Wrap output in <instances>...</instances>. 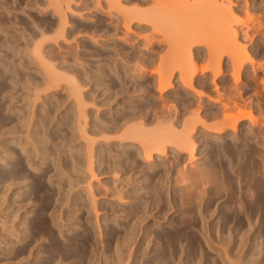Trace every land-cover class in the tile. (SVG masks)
Here are the masks:
<instances>
[{"label":"rangeland","instance_id":"374dc122","mask_svg":"<svg viewBox=\"0 0 264 264\" xmlns=\"http://www.w3.org/2000/svg\"><path fill=\"white\" fill-rule=\"evenodd\" d=\"M96 1L0 0V264H264V0L224 1L253 63L245 56L236 79L224 47L218 59L209 34L200 37L221 21L207 10L214 5L179 0L186 15L177 9L173 19L196 34L186 52L198 69L191 91L170 40L181 28L175 36L171 24L133 19L126 32ZM120 1L141 11L153 3ZM206 63L213 72L201 71ZM156 73L170 78L164 92ZM229 102H238L234 114L246 106L257 125L221 124ZM143 145L161 154L145 161Z\"/></svg>","mask_w":264,"mask_h":264},{"label":"bare ground","instance_id":"6f19581e","mask_svg":"<svg viewBox=\"0 0 264 264\" xmlns=\"http://www.w3.org/2000/svg\"><path fill=\"white\" fill-rule=\"evenodd\" d=\"M54 2H55V6L57 7V6H59L60 5V2H63V0H53ZM67 2V5H69L68 3H70L69 1L70 0H66ZM95 1V0H94ZM98 1V0H97ZM96 1V2H97ZM105 1V4H106V7H107V9L110 11H115L114 13H116V14H118V15H120L121 16V18H122V23H124V24H122V25H124V29L126 30V32L128 31V28H129V26H127V24H129L133 19H136L135 21H139V19H147L148 18V21L150 20V18H151V20H152V18H154L155 19V21L159 24V26H161L162 28L163 27H166L167 26V28H164V29H168V27L169 26H171L172 25V30H171V27H169V29L171 30V31H173L174 33L175 32H177V31H183L184 30V24H182V23H180V25L179 24H177V19H176V21L173 19V18H177L176 17V15H175V13L177 14L179 11H183V8H184V5L185 4H183V2H181V4H183V8L182 7H180L179 5H181V4H179L180 2H179V0H153V3H150V4H152V6L151 7H149L150 9H147V11H146V9L144 10V9H142L141 7V9L142 10H144V11H141V10H137V9H134V8H136V7H138V6H135V7H130V8H128V7H123L122 5H121V1L120 0H104ZM152 1V0H151ZM174 1V2H173ZM176 1V2H175ZM177 1H178V6L176 5H174L175 3L177 4ZM210 1H211V4H209L210 3ZM210 1H208L209 3V5H211L212 6V4L214 5V6H212V7H210L208 4V6L209 7H207V10L209 11V13L210 14H213L212 16H214V18L215 17H219L220 19L218 20V18H216V20H218V21H220V22H218V24H217V26H216V28L214 29V30H212V31H210V32H208L207 33V31H206V34H204L203 32H202V34L200 33V37L203 39V40H205V39H208V36H207V34H209V38L212 40H205V42L207 41V43L209 44L210 42L213 44V45H217V43L218 42H220V43H218V45L215 47V46H213V45H211V44H209V46L211 47V49H215V50H212V51H214V53H216L214 56L215 57H217L216 55H218L219 56V58L218 59H220L221 58V56L220 55H222V54H218V52H220V50L222 51L223 49V47H224V53L227 55V53H228V55L229 56H227L228 57V59L230 60V65H231V63L234 65H231L232 67H233V69H232V71H233V74H232V77H233V75L234 74H236V75H238V73L237 72H239L237 69H240L241 68V66H242V68H244L243 66H245V65H243L244 64V62L245 63H247V61H249L248 60V58H247V56L246 55H244V52H242L243 51V49H241V47H239L240 46V44H237V43H239V42H236V38H235V35L238 33L237 31H236V29L234 28V25H235V21H233V18L235 19V17L233 16L232 17V15H233V11L232 10H230V6L229 5H227L226 3H227V1H225V0H210ZM226 3H225V2ZM71 2H73V1H71ZM134 2V1H133ZM170 2H171V4H170ZM220 2V3H219ZM228 2H230V1H228ZM56 3H59V5L57 4L56 5ZM63 3H65V2H63ZM65 3V4H66ZM219 3V4H218ZM62 4V3H61ZM126 4V3H125ZM229 4H231V2L229 3ZM174 5V6H173ZM246 5V4H245ZM182 6V5H181ZM63 7V6H62ZM61 7V8H62ZM177 7V8H176ZM148 8V7H147ZM182 8V9H181ZM210 8V9H209ZM179 9H181V10H178ZM184 9H186V7L184 8ZM68 10V9H67ZM149 10V11H148ZM59 11V10H58ZM146 11V12H145ZM177 11V12H176ZM213 11V12H212ZM232 11V12H231ZM64 12V11H63ZM184 13L183 14H185L186 12H185V10L183 11ZM212 12V13H211ZM58 13V12H57ZM182 13V12H181ZM217 13V14H216ZM107 14V13H106ZM59 15H61L62 16V14H61V12H60V14ZM186 15V14H185ZM217 15V16H216ZM220 15V16H219ZM61 16H59V17H61ZM150 16V17H149ZM175 16V17H174ZM64 17V16H63ZM237 18V17H236ZM61 19V18H60ZM138 19V20H137ZM173 19V20H172ZM249 19V18H248ZM62 20V19H61ZM143 20V21H144ZM121 21V20H120ZM119 21V22H120ZM155 21L153 22V20L152 21H150V22H153V24L155 25L156 23H155ZM174 21H175V23L177 24H174V25H176V27L173 25V23H174ZM237 21V20H236ZM247 21V20H246ZM249 21V20H248ZM118 22V21H117ZM240 22H242V20L240 21ZM244 22V21H243ZM138 23V22H137ZM146 23V22H145ZM179 23V22H178ZM220 23V24H219ZM237 23V22H236ZM149 24V23H148ZM171 24V25H170ZM181 24H182V26H181ZM241 24V23H240ZM121 25V24H120ZM125 25L127 26L126 28H125ZM157 25V24H156ZM184 25V26H183ZM218 25H219V27H218ZM238 25V24H237ZM151 26L152 27H155V26H153L152 25V23H151ZM179 26V27H178ZM190 26V25H189ZM59 27H60V25H59ZM157 28H158V26H156ZM154 28V29H156V30H158V31H156L155 30V32H157V33H159V32H161V35H162V33H167V32H169V31H166V30H164L165 32H163L162 30H160L159 31V29L160 28ZM183 27V28H182ZM176 29L177 31H174L173 29ZM179 28V29H178ZM180 28H181V30H180ZM238 28V27H237ZM59 29V28H58ZM57 29V31H60V30H58ZM153 29V28H152ZM153 29V30H154ZM187 29V30H186ZM202 29V28H201ZM185 30L186 31H189V32H185V31H183L184 33H186V34H188V33H190V34H188V36L186 35V34H183L182 35V33L180 32V36H182L183 38L181 39V37L179 36V39H180V43H182V44H180L179 43V39H178V35L176 36V34L177 33H175V36L176 37H174L173 38V36L171 35H169V34H171V33H168V35L170 36V40L172 39V41H174V43H175V46L177 45L178 46V48H177V46L175 47V50H174V52H176V51H178L179 53H178V55H177V52L175 53L176 55H175V58L176 57H178L177 59H178V61H177V59H176V61L177 62H179V63H177L176 64V66L175 67H178L179 66V69L180 70H177V72L178 71H180V74H178L177 73V75H183V77L185 78V77H188V78H186L185 80H184V78H183V80H184V83H183V81H182V83H183V87L184 88H188L187 90H189V91H191V89H189V87L191 86V87H193L192 86V84H191V81H192V79H194L193 77H194V75H195V73H197V67H196V65H194L193 66V64H191V63H193V61L191 62V61H189L192 57H190L188 60H187V57H188V55H186L187 53H188V51H190V50H187V49H189V42L190 41H192V40H190V39H192L191 37H193V35H196V34H193L192 35V32H191V27H186L185 26ZM56 31V32H57ZM205 31V30H204ZM214 31V32H213ZM130 32V31H129ZM237 32V33H236ZM165 33V34H166ZM57 35V34H56ZM59 35V34H58ZM57 35V36H58ZM167 34H166V38H167V36H168ZM202 35H204V38H203V36ZM55 36V35H54ZM162 36H164V35H162ZM185 36V37H184ZM189 36H190V38H189ZM205 36H206V38H205ZM172 37V38H171ZM237 37V36H236ZM164 39H166L165 38V36L163 37ZM177 39V41H175ZM217 39V40H216ZM236 39V40H235ZM168 41H170L169 39H167ZM183 40H185V42L183 41ZM216 40V41H215ZM161 41V40H160ZM163 41V40H162ZM165 41V40H164ZM216 42V43H215ZM187 43V45H183V44H186ZM167 44V43H166ZM179 44H180V46H179ZM221 44V47L219 46ZM171 45V44H170ZM237 45H239V46H237ZM186 46V47H185ZM186 49H185V48ZM215 47V48H214ZM218 47V48H217ZM241 49L240 51H238L239 50V48ZM177 48V49H176ZM181 48V49H180ZM184 50H183V49ZM210 49V48H209ZM219 50L218 52H217V50ZM187 50V51H186ZM225 50H226V52H225ZM37 51H38V49H37ZM209 51H211V50H209ZM187 52V53H186ZM242 52V53H241ZM173 51H172V54H170V55H172L171 57L173 58ZM189 54V53H188ZM162 55V54H161ZM210 55H211V53H210ZM213 55V54H212ZM166 56H167V54H166ZM165 55H164V57H166ZM208 56V55H207ZM245 56H246V60L247 61H245ZM171 57H169L170 59H171ZM184 57H186V60H185V58ZM210 57V56H209ZM208 57V58H209ZM159 58H160V56H159ZM162 58V57H161ZM167 58H168V56H167ZM168 58V59H169ZM175 58H174V61L173 62H176L175 61ZM213 58V57H212ZM212 58H211V60H212ZM166 59V58H165ZM181 59V60H180ZM195 59V58H194ZM216 59V58H215ZM217 59V60H218ZM160 60H162V59H160ZM185 60V61H184ZM210 60V59H209ZM209 60H208V63H212V61H210L209 62ZM158 61H159V59H158ZM158 61H157V63H158ZM164 61V62H163ZM171 61V60H170ZM184 61V62H183ZM215 61V60H214ZM167 62V61H166ZM168 62H169V60H168ZM180 62H183V64H181ZM217 62V61H216ZM218 62H220V60L218 61ZM251 61H249L248 63H250ZM208 63H206V65L208 64ZM215 63V62H214ZM260 63V62H259ZM160 64V63H159ZM162 64H165V60H162V63L160 64L161 66H163ZM200 64H202V63H200ZM199 64V65H200ZM218 64V63H217ZM215 65V66H213V67H216L217 66V68L219 67L218 65ZM251 65L253 64V63H250ZM166 66H167V63L165 64ZM168 65H170V64H168ZM172 65V64H171ZM178 65V66H177ZM204 65V64H203ZM206 65L204 66V68L202 67L201 68V71L202 70H204V72H205V70L206 69H208L209 70V68H210V66H211V64L209 65V68H208V65H207V68H206ZM213 65V64H212ZM220 65V64H219ZM47 66V65H46ZM158 66V65H157ZM237 66H239V67H237ZM261 66V65H260ZM262 66H264V65H262ZM47 67H49V66H47ZM212 67V66H211ZM237 67V69H235V68ZM49 68H51V67H49ZM49 68H47V70H54L53 68L52 69H49ZM200 68V67H199ZM216 68V70H218ZM242 68H241V70H242ZM258 68H260V67H258ZM262 68V67H261ZM162 69L164 70L165 69V66H164V68L162 67ZM175 69V68H174ZM134 70V69H133ZM166 70H167V68H166ZM210 70L212 71H214V68H210ZM235 70H237V72L235 71ZM189 71V72H188ZM196 71V72H195ZM207 71V70H206ZM212 71V72H213ZM234 71L236 72V73H234ZM47 71H45V73H46ZM52 72V71H51ZM155 72H157V68H156V71ZM154 72V73H155ZM160 72V71H159ZM158 72V73H159ZM215 72H218L217 74H219L220 72L219 71H215ZM137 73V72H136ZM162 73V72H161ZM160 73V74H161ZM166 73V72H165ZM170 73V72H169ZM186 73H188L189 75H184V74H186ZM254 73V72H253ZM150 74H152V72L150 73ZM157 74V73H156ZM155 74V75H156ZM160 74H157V76L158 77H160ZM164 74V73H163ZM213 74H215V73H213ZM216 74V75H217ZM264 74V73H263ZM46 75H48V72H47V74ZM53 75V74H52ZM55 75H57V73L55 74ZM54 75V76H55ZM154 75V76H155ZM170 75V78L171 77H174L175 76V73L172 71L171 72V74H169ZM176 75V76H177ZM53 76V77H54ZM161 76H163V75H161ZM165 76V77H164ZM163 77H160V78H158L157 79V81H158V88H157V90L158 91H160V92H164V90H166V88H167V86L170 84L169 82V76L167 77V78H169V79H167L166 78V75H164ZM179 76V77H180ZM47 77V76H46ZM58 77V76H57ZM57 77H55V79L57 78ZM178 77V76H177ZM179 77H178V80H179ZM60 79V78H59ZM233 79H236V76H234L233 77ZM238 79V78H237ZM260 79V78H259ZM48 80H49V78H48ZM212 80V79H211ZM47 81V80H46ZM50 81V80H49ZM49 81L48 82H46V83H49ZM52 81V80H51ZM54 81V80H53ZM180 81V80H179ZM235 82V81H234ZM71 83V82H70ZM181 83V84H182ZM193 83H194V81H193ZM43 84V83H42ZM74 84V83H73ZM75 85V84H74ZM45 86V85H44ZM53 86H55V84L53 83ZM157 86V85H156ZM217 86V85H216ZM46 88V87H45ZM71 88H72V86H71ZM70 88V89H71ZM74 88V87H73ZM195 88V87H194ZM217 88V87H216ZM193 89V88H192ZM75 90V89H74ZM74 90H73V93H74ZM178 90V89H177ZM194 90V89H193ZM194 91H196V90H194ZM193 91V92H194ZM237 91V90H236ZM224 92V91H223ZM77 93V92H76ZM196 94H197V92H195ZM194 93V94H195ZM200 93V92H199ZM199 93L197 94V95H199ZM202 94V93H201ZM78 95H80V94H78ZM78 95H76V96H78ZM192 95V94H191ZM71 96H73L72 94H71ZM75 96V95H74ZM219 96V95H218ZM218 96H217V98H218ZM222 96V95H221ZM226 96V95H225ZM228 96V95H227ZM223 98V97H222ZM78 99V98H77ZM164 99V98H163ZM210 99V98H209ZM212 99V98H211ZM219 99V98H218ZM76 100V99H75ZM213 100H214V98H213ZM231 100V99H230ZM79 101H80V98H79ZM218 101V100H217ZM227 101H229V99L227 100ZM240 101V100H239ZM78 102V101H77ZM77 102H75V103H77ZM81 102V101H80ZM162 102V101H161ZM192 102V101H191ZM240 102H243V101H240ZM222 103H223V101H222ZM232 103V102H231ZM236 103V102H235ZM235 103H232V104H234V105H237L238 104V102L235 104ZM244 103V102H243ZM243 103H241V104H243ZM77 104H80V105H82L81 103H77ZM227 104V103H226ZM232 104H230V102H229V104H227V105H222V108H223V110L224 111H227L228 110V108H229V105H232ZM78 106V105H77ZM76 106V107H77ZM197 106V105H196ZM227 109V110H225L224 109V107ZM228 106V107H227ZM233 106V105H232ZM238 106V105H237ZM235 108H236V106H234ZM244 107H246V106H242V108H243V110H244V113H242L243 111L242 110H240V108H239V111H238V109H237V111H236V113L234 114V112H232V111H235V110H230V112H232V113H229L228 114V112L226 113V112H224V113H222L223 115H224V117H227V119L224 121V118H223V122H221V124L222 123H224V124H227L228 123V121H229V123L227 124V127L230 125H233L234 123H235V121H237V119H244V118H246L247 120L249 119V122L251 121V120H253L254 118L251 116V115H249V114H247V113H249L248 111H246L247 109L246 108H244ZM249 107H250V105H249ZM80 108V107H79ZM167 108V107H166ZM174 108V107H173ZM173 108H171V109H173ZM221 108V109H222ZM230 108H232L231 106H230ZM241 108V109H242ZM77 109V108H76ZM233 109V108H232ZM79 110V109H78ZM82 110V109H81ZM169 110V109H168ZM228 110V111H229ZM190 111V110H189ZM196 111V110H195ZM198 111V110H197ZM242 111V112H241ZM250 111V110H249ZM78 112V111H77ZM238 112V113H237ZM80 113V112H79ZM82 114L84 113V112H81ZM193 113V112H192ZM191 113V114H192ZM78 114V113H77ZM81 114V115H82ZM190 114V115H191ZM194 114V113H193ZM192 114V116H194ZM230 114H232V115H230ZM188 115V114H187ZM196 115V114H195ZM225 115H227V116H225ZM175 116V115H174ZM31 117V116H30ZM82 117H83V115H82ZM82 117L80 118V119H82ZM77 118H79V117H77ZM164 118V117H163ZM182 118V117H181ZM195 118H196V116H195ZM253 118V119H252ZM84 119V118H83ZM191 119V118H190ZM219 119V118H218ZM157 120V119H156ZM184 120H185V118H184ZM192 120V119H191ZM198 120V119H197ZM202 120V119H201ZM220 120V119H219ZM30 121V120H29ZM83 121V120H82ZM81 121V122H82ZM165 121V120H164ZM190 121V120H189ZM254 121V123H255V119L253 120ZM78 122V121H77ZM77 122L75 123V124H77ZM141 122V121H140ZM167 122V121H166ZM165 122V123H166ZM199 122V121H198ZM219 122V121H218ZM225 122H227V123H225ZM232 122V123H231ZM234 122V123H233ZM239 122V121H238ZM257 122V121H256ZM158 123V122H157ZM156 123V124H157ZM164 123V122H163ZM183 123H184V121H183ZM182 123V124H183ZM190 123H193V124H195L196 125V123L197 122H194V120H193V122H190ZM199 123H201V122H199ZM202 123H204V122H202ZM213 123V122H212ZM220 123V122H219ZM219 123H217V124H219ZM253 123V124H254ZM81 124V123H80ZM79 123L76 125V126H78V125H80ZM129 124V123H128ZM133 124V123H132ZM138 124V123H137ZM136 124V125H137ZM160 124V123H159ZM162 124V123H161ZM170 124V123H169ZM186 124V123H185ZM192 124V127L194 126ZM220 124V125H221ZM237 122L233 125V126H231L232 128L233 127H236L237 125ZM251 124V123H250ZM256 124V123H255ZM142 125V124H141ZM163 125V124H162ZM188 125V124H187ZM202 125V124H201ZM257 125V124H256ZM125 126V125H124ZM129 126V125H128ZM139 126V125H138ZM169 126V125H168ZM212 126V125H211ZM217 126V125H216ZM223 126H225V125H223ZM22 127V126H21ZM80 127V129L82 128L81 126H79ZM131 127V126H130ZM140 127V126H139ZM159 127V126H158ZM161 127V126H160ZM185 127V126H184ZM220 127V126H219ZM222 127V126H221ZM220 127V128H221ZM226 127V128H227ZM253 127H254V125H253ZM27 128H28V125H27ZM125 128H127V126L125 127ZM138 128V127H137ZM136 128V129H137ZM166 128H167V126H166ZM174 128V127H173ZM213 128H215V127H213ZM229 129H230V127H228ZM231 128V131L232 130H234L235 128H233L232 129ZM17 129V128H16ZM37 129V128H36ZM76 129H78V127L76 128ZM80 129H78V131H80ZM128 129H130L129 127H128ZM128 129H126V131L128 130ZM134 129V128H133ZM141 129V128H140ZM172 129V128H171ZM180 129V128H179ZM181 129H183V126H182V128ZM191 129V128H190ZM210 129V128H209ZM125 130V129H124ZM135 130V129H134ZM158 130H160V129H158ZM167 130H169V129H167ZM187 130L188 129H186L185 131H183V133H188L187 132ZM216 130H218V129H216ZM215 130V131H216ZM222 130V129H221ZM226 130V129H225ZM228 130V129H227ZM14 131V130H13ZM139 131V130H138ZM137 131V132H138ZM165 131V130H164ZM171 131V130H170ZM212 131V130H211ZM220 131V130H219ZM15 132H17V131H15ZM27 132V131H26ZM172 132H173V129H172ZM179 132H180V130H179ZM191 132V131H190ZM218 132V131H217ZM14 133V132H13ZM123 133H125V131L124 132H121V134H123ZM133 133V132H132ZM145 133V132H144ZM148 133H149V131H148ZM151 133V132H150ZM156 133V132H155ZM182 133V134H183ZM8 134V133H7ZM34 134V133H33ZM126 134H127V132H126ZM131 134V133H130ZM134 134V133H133ZM132 134V135H133ZM142 134V133H141ZM146 134H147V131H146ZM152 134V133H151ZM176 134V133H175ZM185 134H184V139H182V142H181V144H180V142L179 141H174L175 143H177V142H179V144L182 146V144H185V143H187V140L189 139L188 137V139L185 137ZM31 135V134H30ZM134 135H136V134H134ZM138 135V134H137ZM140 135V134H139ZM138 135V136H139ZM148 135V134H147ZM150 135V134H149ZM153 135V134H152ZM163 135L164 134H162V136H161V134L160 135H158V138H159V136L160 137H163ZM166 135V134H165ZM14 136V135H13ZM167 136H169V133H168V135ZM174 136V135H173ZM176 136V135H175ZM177 136H178V134H177ZM180 137L182 136V135H179ZM186 136H188V134L186 135ZM25 137V136H24ZM26 137H29V136H26ZM33 137V136H32ZM81 137H84V136H82L81 135ZM107 137V136H106ZM117 137V136H116ZM120 137V136H119ZM127 137V136H126ZM131 137H133V136H131ZM141 137H142V135H141ZM146 137V136H145ZM156 137H157V135H156ZM170 137V136H169ZM253 137V136H252ZM140 138V137H139ZM143 138V137H142ZM148 138V137H147ZM146 138V139H147ZM150 138V137H149ZM165 139L167 138V137H164ZM173 138H175V137H173ZM178 138V137H177ZM176 138V139H177ZM182 138V137H181ZM30 139V138H29ZM28 139V141H30ZM145 139V140H146ZM153 139H155L154 137H153ZM157 139V138H156ZM172 139V138H171ZM35 140V139H34ZM105 140V139H104ZM108 140V139H107ZM121 140V139H120ZM127 139H125V141H126ZM145 140H144V142H145ZM150 140V139H149ZM148 140V141H149ZM159 140V139H158ZM170 140V139H169ZM178 140V139H177ZM84 141H86V137H84ZM164 141H167V139L166 140H164ZM183 141H186L185 143H183ZM189 141V140H188ZM264 141V140H263ZM87 142V146L88 147H91V146H89L88 144H89V142L88 141H86ZM85 142V143H86ZM143 142V143H144ZM146 142H147V140H146ZM150 142H152V140L151 141H149L148 143H150ZM157 142H159V141H157ZM161 142V141H160ZM159 142V143H160ZM170 142H171V140H170ZM24 143H25V141H24ZM31 143V142H30ZM148 143H145V144H148ZM163 143V142H162ZM167 143H169V142H167ZM175 143H173V144H175ZM188 143H190V142H188ZM187 143V144H188ZM263 143L264 142H262V145H263ZM27 144V143H26ZM32 144V143H31ZM153 144V143H152ZM155 144V143H154ZM187 144H185L184 146H182V147H184V148H188L189 146H187ZM28 145V144H27ZM40 145V144H39ZM43 145V144H42ZM91 145V144H90ZM150 145H151V143H150ZM157 145V144H156ZM161 145V144H160ZM160 145H159V147H160ZM178 145V143L177 144H175V147ZM192 145V144H191ZM31 146H33L34 147V145L32 144ZM142 146V145H141ZM144 146V145H143ZM147 146V145H146ZM149 146V145H148ZM163 146V145H162ZM161 146V149H163V147ZM179 146V145H178ZM181 146H180V149H183V148H181ZM264 146V145H263ZM151 147V149H152V146H150ZM260 147V146H259ZM262 147V146H261ZM144 148H145V146H144ZM149 148V147H148ZM176 148H178V147H176ZM187 148H186V150H187ZM26 149V148H25ZM146 149V148H145ZM157 149H159V148H157ZM156 148L154 149V147H153V150H151V151H149L150 149H146V151L144 150V160L145 161H150L151 159H150V157H151V155L153 154V153H156L157 154V150ZM165 149V148H164ZM194 149V148H193ZM192 149V150H193ZM87 150H91V148H86V151H85V153H87ZM142 150H143V147H142ZM142 150H140V151H142ZM156 151V152H153V151ZM184 150V149H183ZM161 151V150H160ZM160 151H158V154L160 153ZM164 151V150H163ZM178 151H179V149H178ZM190 151V150H189ZM31 152V151H30ZM89 152H91V151H88V155L90 154ZM264 152V151H263ZM187 153V152H186ZM157 154V155H158ZM161 154V153H160ZM163 154H164V152H163ZM154 155V154H153ZM192 156V155H191ZM259 156V155H258ZM215 157V156H214ZM249 157V156H248ZM256 157V156H255ZM254 157V158H255ZM260 157V156H259ZM258 157V158H259ZM263 157V156H262ZM89 159H90V156L88 157ZM187 158V157H186ZM188 158H192V157H188ZM264 158V157H263ZM159 160V159H158ZM261 161H262V159H260ZM143 161V160H142ZM189 161V160H188ZM211 161V160H210ZM161 163V162H160ZM246 164H251V162H250V159H248L247 160V163ZM91 165V164H90ZM90 165H88V167L90 166ZM196 166V165H195ZM181 167V166H180ZM220 167V166H219ZM179 168V167H178ZM194 168V167H193ZM179 170H181V169H179ZM204 170H206V169H204ZM194 171V170H193ZM195 171H196V168H195ZM200 171L202 172V170L200 169ZM207 171V170H206ZM250 171V170H249ZM91 172V171H90ZM208 172V171H207ZM92 173V172H91ZM177 173V172H176ZM182 173V172H181ZM185 173H187V172H185ZM115 175V174H114ZM179 175H181V174H179ZM67 176V175H66ZM118 176V175H117ZM116 176V177H117ZM182 176V175H181ZM198 176V175H197ZM208 176V175H207ZM205 177V176H204ZM214 177V176H213ZM114 178V177H113ZM195 178V177H194ZM198 178V177H197ZM246 178V177H245ZM178 179V178H177ZM187 179V178H186ZM199 179H201V178H199ZM148 180V179H147ZM188 180V179H187ZM203 180V179H202ZM214 180V179H213ZM174 181H178L179 182V180H174ZM205 181V180H204ZM116 182V181H115ZM124 182V181H123ZM128 182V181H127ZM194 182V181H193ZM192 182V183H193ZM197 182V181H196ZM237 182V181H236ZM199 183V182H198ZM125 184V183H124ZM183 184H184V182H183ZM191 184V183H190ZM194 184V183H193ZM197 184V183H196ZM264 184V183H263ZM86 186H87V184H86ZM89 186V185H88ZM87 186V187H88ZM191 186H192V184H191ZM87 188H85V190H86ZM88 189H89V187H88ZM118 189V188H117ZM183 189V188H182ZM188 190V189H187ZM192 190V189H191ZM88 191V190H87ZM89 191H91V190H89ZM152 192V191H151ZM154 193V192H153ZM252 193V192H251ZM91 194V193H90ZM183 194V193H182ZM202 194V193H201ZM5 195V194H4ZM92 195V194H91ZM114 195V194H113ZM45 196V195H44ZM88 196V195H87ZM118 196V195H117ZM115 197V196H114ZM199 197V196H198ZM91 198V197H90ZM112 198V197H111ZM187 198V197H186ZM124 199V198H123ZM240 199V198H239ZM91 200V199H90ZM119 200H121V199H119ZM165 202H167V201H165ZM92 203V202H91ZM162 204V203H161ZM95 207V206H94ZM183 208V207H182ZM93 209V208H92ZM95 209V208H94ZM10 211V210H9ZM96 213V212H95ZM141 213V212H140ZM7 218V217H6ZM9 219V218H8ZM4 226V225H3ZM44 227V226H43ZM8 230V229H7ZM28 233V232H27ZM9 235V234H8ZM42 239V238H41ZM120 254V253H119ZM170 258V257H169ZM117 261V260H116ZM215 262V261H214Z\"/></svg>","mask_w":264,"mask_h":264}]
</instances>
